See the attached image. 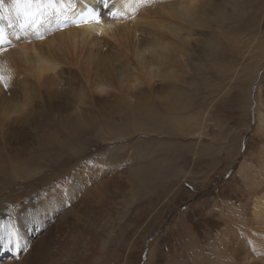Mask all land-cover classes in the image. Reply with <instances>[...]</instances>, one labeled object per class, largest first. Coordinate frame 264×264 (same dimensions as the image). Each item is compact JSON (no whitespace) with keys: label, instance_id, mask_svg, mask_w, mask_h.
I'll return each mask as SVG.
<instances>
[{"label":"rangeland","instance_id":"rangeland-1","mask_svg":"<svg viewBox=\"0 0 264 264\" xmlns=\"http://www.w3.org/2000/svg\"><path fill=\"white\" fill-rule=\"evenodd\" d=\"M192 3L205 11L193 10L202 18L187 25L184 60L168 76L131 53L167 36L155 27L160 13L136 26L128 46L109 37L88 62L78 56L93 85L72 76L56 99L81 114L92 109L76 131L54 120L46 98L36 104L21 70L11 78L12 103L34 107L32 126L43 138L11 161L10 179L0 170V202L38 197L48 213L52 199L43 195L60 181L90 192V205L69 214L79 216L76 264H264V230L251 219L264 197V0ZM13 32L2 28L1 47ZM94 84L110 91L91 93ZM137 97L142 112L127 104ZM57 224L55 238L67 227Z\"/></svg>","mask_w":264,"mask_h":264},{"label":"bare ground","instance_id":"bare-ground-1","mask_svg":"<svg viewBox=\"0 0 264 264\" xmlns=\"http://www.w3.org/2000/svg\"><path fill=\"white\" fill-rule=\"evenodd\" d=\"M193 1L195 0H155L154 3L146 7H140L128 19L113 20L105 15L108 10L102 8L99 0H73L74 10L78 11L87 5L102 11L103 23L100 25L81 24L74 27L72 24L67 29L56 27L57 30L51 31L56 13L71 15L70 11H66L69 8L67 0L63 4L56 3L52 6L46 2L39 6L35 3L30 6L25 3L16 6L13 0H2L0 2V32L7 25H10L14 32L10 38L13 43L8 42L2 47L4 51L0 52V74L12 78L14 73H18L17 69L21 70L29 78L34 87L33 91L37 90L34 93L36 104L40 105V101L46 98L47 108L54 120L76 131V127L84 120L85 112L92 111V109L84 110L81 114L77 108L68 103H57L56 99L62 98L61 94L66 87H62L61 92L58 88L63 85L65 80L70 83L75 82L70 78L72 76H77V79L93 85V82H90L91 71L83 65L84 63L78 56L85 53L88 62L93 52L92 48L109 37L123 41V44L128 46L127 41L133 40L138 33L136 26L147 21L152 14L160 13L164 20L155 24V27L164 30L167 36L164 39L156 40V43L151 42L146 46L139 47L137 51L131 49V53L136 59H140V63L148 58L150 64L163 66L166 69L164 73L168 76L169 71L184 60L188 42L186 36L190 34L187 25L199 23L198 19L202 18H198V15L193 17V10L197 11V6H199L197 3H195L197 6H193ZM196 1L198 2V0ZM125 3L126 0H110V5L120 12L126 10ZM130 7L135 8L136 5L132 4ZM204 9V5H201L197 14L201 13L202 15ZM147 24L152 23L147 22ZM42 31L44 36L42 39H38L37 37L42 35ZM3 37L1 46L7 41L6 37ZM179 44H184V46L181 48ZM170 60L173 62L170 63ZM107 67L109 68V65ZM148 74L151 78V73L148 72ZM94 86L95 89L91 93H98V96L103 93L107 95L110 91H108L110 87L108 85L94 84ZM10 87L11 84L5 90L0 86V145L2 144L0 170L3 173L2 176L9 174L6 177L8 179L11 178L10 173L14 168L11 161L21 158L23 150H27L31 146L35 137L43 138L42 135H39L40 131H36V127L32 126L34 107L13 104L12 101L17 97V94L13 93ZM8 91L11 93L8 94ZM50 95L53 98H50ZM93 96L105 99L97 97V94ZM131 97L133 98V96ZM133 100V102L127 101V104L134 110L142 112L145 100L140 97ZM103 109L99 108L98 110ZM62 184L63 182L60 181L58 186L49 193L50 195H43L52 199L50 209L53 212L50 210L47 213V201L44 199L38 203V197L34 202L30 199L31 201L22 204L11 203L9 199L6 204L0 202V264H76L75 254L78 253V247L74 245V240L77 238L76 227H78L79 216L69 214L77 209L79 204L83 207L90 205V192L79 189L77 185H73L77 187L76 189H70L68 183ZM4 188L6 186L1 185L0 193L4 191L2 190ZM261 200L262 204L260 203L259 210L253 209L251 212L252 224L254 222L258 227L257 230H264V197ZM64 210L65 212L61 215ZM51 214L53 216H50ZM50 219L53 224L48 228L47 223L50 222ZM57 222L67 224L66 231L62 229L66 232H64L65 239H61L62 231L57 238L53 236L55 234L53 226L56 227ZM260 233L256 234L260 236ZM241 245L243 246V244ZM65 250L66 253H64ZM64 255H67L68 258L63 257Z\"/></svg>","mask_w":264,"mask_h":264},{"label":"snow or ice","instance_id":"snow-or-ice-1","mask_svg":"<svg viewBox=\"0 0 264 264\" xmlns=\"http://www.w3.org/2000/svg\"><path fill=\"white\" fill-rule=\"evenodd\" d=\"M2 2V0H0ZM47 3L49 6L55 5L56 3L63 4L65 0H13L14 5L18 6L21 3H25L26 5H31L33 3L42 5L43 3ZM69 4V8L66 11H70L71 15H61L60 13H56V19L54 21V25L57 28H62L66 26L68 22L79 26L81 24H96L100 25L103 23L102 16L103 12L97 8L88 7L87 5L80 10H74L75 4L73 0H67ZM155 0H126L125 3V11L120 12L114 6L110 5V0H99V4L103 9H107V15L109 18L113 20L117 19H128L131 15H134L140 7H146L147 5L154 3ZM135 4L136 7H130V5ZM38 38H43L42 35L38 36ZM4 39L3 35L0 34V41ZM10 43V42H9ZM4 51L2 47H0V52ZM11 83V77H5L3 74H0V86H2L5 90H7Z\"/></svg>","mask_w":264,"mask_h":264}]
</instances>
